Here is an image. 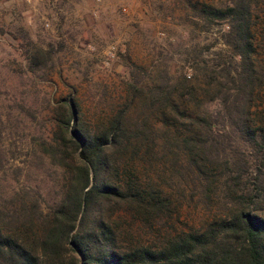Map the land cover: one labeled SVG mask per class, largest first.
Returning <instances> with one entry per match:
<instances>
[{
  "label": "trees",
  "instance_id": "trees-1",
  "mask_svg": "<svg viewBox=\"0 0 264 264\" xmlns=\"http://www.w3.org/2000/svg\"><path fill=\"white\" fill-rule=\"evenodd\" d=\"M182 1L194 27L225 25L228 53L173 81L126 80L124 100L92 119L72 96L51 104L36 155L62 169L60 191L46 210L22 195L0 207V264H264V0ZM12 34L30 71L57 50L41 53L22 25ZM226 123L252 149L253 179L245 148L230 155ZM156 170L201 201L203 221L180 218Z\"/></svg>",
  "mask_w": 264,
  "mask_h": 264
},
{
  "label": "rangeland",
  "instance_id": "rangeland-1",
  "mask_svg": "<svg viewBox=\"0 0 264 264\" xmlns=\"http://www.w3.org/2000/svg\"><path fill=\"white\" fill-rule=\"evenodd\" d=\"M186 12L182 0H0V207L22 195L46 210L57 198L62 169L36 153L39 138L51 135L50 106L58 99L72 96L92 119L108 102L124 100L126 80L153 85L168 76L173 81L182 71L193 72L203 61L215 64L228 53L222 22L202 30ZM18 25L41 53L48 42L57 49L45 68H27L25 45L12 34ZM131 70L139 74L133 77ZM207 105L212 114L220 111L218 102ZM220 128L230 131L231 156L245 148L253 179L251 147L227 123ZM150 176L179 195L168 170ZM178 197L180 218L203 221L200 200Z\"/></svg>",
  "mask_w": 264,
  "mask_h": 264
}]
</instances>
